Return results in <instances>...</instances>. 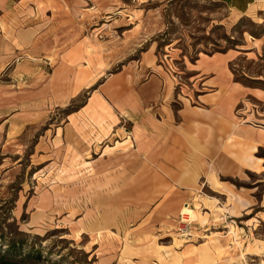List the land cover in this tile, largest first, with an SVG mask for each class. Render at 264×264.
<instances>
[{
	"label": "rangeland",
	"instance_id": "374dc122",
	"mask_svg": "<svg viewBox=\"0 0 264 264\" xmlns=\"http://www.w3.org/2000/svg\"><path fill=\"white\" fill-rule=\"evenodd\" d=\"M54 2L55 21L42 29L47 34L37 60L12 54L10 75L0 76L7 82L0 91V251L6 260L264 264V206L239 212L249 196L264 201V149L247 164L239 157L245 146L235 141L236 164L248 167L236 177H218L232 188L233 202L225 204L204 185L196 190L206 196L192 194L188 202L193 218L157 222L156 205L141 203L150 198L147 176L158 184L155 173L124 170L133 148L129 125L103 123L82 109L94 88L91 64L105 65L104 77L110 76L138 65L154 46L176 93L192 102L184 64L231 51L230 69L248 91L239 95L236 117L245 114L264 128V0H254L245 13L202 0ZM83 48L93 52L85 67ZM67 59L75 66L70 76L61 65ZM82 83L89 87L75 91Z\"/></svg>",
	"mask_w": 264,
	"mask_h": 264
},
{
	"label": "crops",
	"instance_id": "0c3cea01",
	"mask_svg": "<svg viewBox=\"0 0 264 264\" xmlns=\"http://www.w3.org/2000/svg\"><path fill=\"white\" fill-rule=\"evenodd\" d=\"M202 1L221 3L231 11L245 13L254 0L243 3H236V0ZM54 4V0H0V76L10 75L12 54L37 60L39 45L47 34L44 36L42 29L53 27L55 21ZM82 53L85 67L93 52L83 48ZM233 58L231 51L200 54L189 66L184 64L191 92L196 94L192 102L176 93L170 76L157 62L154 46L142 52L138 65H123L110 76L104 77L105 65L91 64L96 78L91 84L94 88L90 98L82 109H90L103 123L110 120L116 126L123 121L129 125L131 137L128 138L133 148H128L130 164L124 166V170L155 173L153 179L159 185H151L152 178L148 175L151 199L141 203L156 205L153 212L159 215L157 222L179 216L181 219L193 218L187 209L188 202L192 194L199 200L206 196L200 194L204 185L223 195L225 204L228 200L233 202L236 195L232 188L218 177H236L237 171L248 167L236 164L235 141L245 146L246 151H240L239 157L247 164L251 154L264 149V128L252 124L244 118L247 116L244 113L239 115L241 119L236 117L239 95L248 91L236 83L230 69ZM61 65L68 76L75 72L70 59ZM56 70L60 72L58 67L52 73ZM6 84L3 77L0 91H5ZM88 87V83H82L75 91L81 92ZM132 186L136 185L133 183ZM197 187L200 189L196 190ZM251 199L250 196L246 199V205L239 212L250 214L253 207L264 206V201ZM258 214L260 212L255 213Z\"/></svg>",
	"mask_w": 264,
	"mask_h": 264
},
{
	"label": "trees",
	"instance_id": "16d2710c",
	"mask_svg": "<svg viewBox=\"0 0 264 264\" xmlns=\"http://www.w3.org/2000/svg\"><path fill=\"white\" fill-rule=\"evenodd\" d=\"M5 253V252H4ZM2 251H0V264H18L15 262H10L6 260V255Z\"/></svg>",
	"mask_w": 264,
	"mask_h": 264
}]
</instances>
